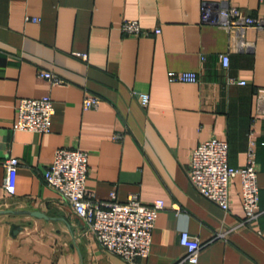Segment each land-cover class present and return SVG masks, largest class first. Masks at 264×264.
Wrapping results in <instances>:
<instances>
[{
	"label": "crops",
	"instance_id": "0c3cea01",
	"mask_svg": "<svg viewBox=\"0 0 264 264\" xmlns=\"http://www.w3.org/2000/svg\"><path fill=\"white\" fill-rule=\"evenodd\" d=\"M220 1L264 16V0H0V209L16 211L0 214V264H177L184 230L204 244L197 264H264V29L247 28L254 46L240 49L234 32L202 22V2ZM127 19L151 32L125 34ZM169 71L199 80L172 82ZM44 95L55 108L50 131L15 128L19 100ZM91 95L99 105L83 108ZM212 137L227 141L233 167L247 164L252 141L256 221L245 220L240 176L227 209L191 181L192 150ZM61 147L88 153L86 185L97 199L163 200L147 257L129 263L106 250L47 185L44 172ZM9 156L19 159L14 194L4 189Z\"/></svg>",
	"mask_w": 264,
	"mask_h": 264
},
{
	"label": "built area",
	"instance_id": "2783aa9c",
	"mask_svg": "<svg viewBox=\"0 0 264 264\" xmlns=\"http://www.w3.org/2000/svg\"><path fill=\"white\" fill-rule=\"evenodd\" d=\"M202 22L212 23L234 32L239 37L240 49L253 48V42L245 38L247 28L264 29V16L255 17L241 8L227 2H202ZM36 21V18H33ZM120 29L129 35H147L137 20H124ZM156 28L154 33H159ZM86 58V54H82ZM224 68L229 66V55H221ZM40 77L61 83L63 80L49 70H39ZM168 78L172 82H197L198 74L194 71H169ZM228 82L244 84V80L228 77ZM142 106L150 100L146 92L138 93ZM260 96L264 99V89ZM100 98L96 95L86 96L82 102L85 109L96 108ZM55 112L50 95L40 98H21L17 104V120L15 128L20 130L46 133L50 131L52 116ZM115 139L120 136L116 134ZM6 179L4 189L14 194L17 183L19 159L9 156L4 161ZM89 173L88 153L77 148H57L53 160L44 172V180L55 189L72 208L73 212L84 220L95 233L98 242L109 252L117 254L129 263L148 256L152 240V231L157 216L164 209L163 200L152 203L142 202L137 194L131 193L124 202L115 200L111 192L109 200H99L87 188ZM188 173L191 181L209 198L215 200L223 208L229 207L230 183L233 177L240 176L242 204L245 220L256 221L262 211L259 208V186L255 167V152L250 142L247 164L233 167L228 163V143L215 137L200 142L191 153ZM180 244L186 251L177 264L187 262L197 264L203 243L197 236L184 230L180 234Z\"/></svg>",
	"mask_w": 264,
	"mask_h": 264
},
{
	"label": "water",
	"instance_id": "95a60500",
	"mask_svg": "<svg viewBox=\"0 0 264 264\" xmlns=\"http://www.w3.org/2000/svg\"><path fill=\"white\" fill-rule=\"evenodd\" d=\"M5 213H16V211L11 210V209H0V214H5ZM31 213L35 216H44L43 214L39 212H31Z\"/></svg>",
	"mask_w": 264,
	"mask_h": 264
}]
</instances>
